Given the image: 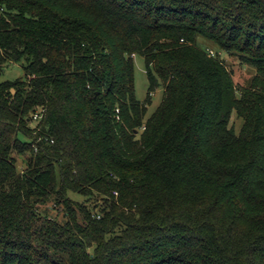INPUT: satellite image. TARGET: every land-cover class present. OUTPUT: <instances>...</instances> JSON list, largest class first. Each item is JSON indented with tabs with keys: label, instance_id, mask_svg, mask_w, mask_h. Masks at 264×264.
Wrapping results in <instances>:
<instances>
[{
	"label": "trees",
	"instance_id": "trees-1",
	"mask_svg": "<svg viewBox=\"0 0 264 264\" xmlns=\"http://www.w3.org/2000/svg\"><path fill=\"white\" fill-rule=\"evenodd\" d=\"M13 65L0 264H264V0H0Z\"/></svg>",
	"mask_w": 264,
	"mask_h": 264
},
{
	"label": "rangeland",
	"instance_id": "rangeland-1",
	"mask_svg": "<svg viewBox=\"0 0 264 264\" xmlns=\"http://www.w3.org/2000/svg\"><path fill=\"white\" fill-rule=\"evenodd\" d=\"M213 52H216V50L214 49ZM219 55L222 57L223 59L222 62L224 63L227 71H232L233 73L232 81H233V84L238 88V90H236V92L238 93L240 91V88L248 86L251 78L255 74V70H253V68L251 67H248V65L244 64L236 57H231L223 53ZM134 65H135L136 97L140 102L144 103L146 102L148 98V94H149L148 92L149 81H148V76H147V72L145 68L144 59L142 57L136 56L134 58ZM23 77H24V71L21 68V66L13 65L3 71V73L0 75V82H4L7 80H16L18 78H23ZM163 98H164V89L161 87L160 89H157L152 94L151 104L148 106V117H150L156 111V109L160 106ZM233 121L235 123L236 132L238 134L243 125V120L239 119L237 116H234ZM36 126L37 124L34 123V127ZM17 159H18L19 169H22V167H25V164L23 162L24 158L19 157ZM47 206L53 207L54 205L52 203H49ZM47 206H41V210H44ZM52 212H53V215L57 214L54 211Z\"/></svg>",
	"mask_w": 264,
	"mask_h": 264
},
{
	"label": "built area",
	"instance_id": "built-area-1",
	"mask_svg": "<svg viewBox=\"0 0 264 264\" xmlns=\"http://www.w3.org/2000/svg\"><path fill=\"white\" fill-rule=\"evenodd\" d=\"M209 54H210V56H215V52H213V51H209ZM39 117L36 115L35 116V120H37Z\"/></svg>",
	"mask_w": 264,
	"mask_h": 264
}]
</instances>
